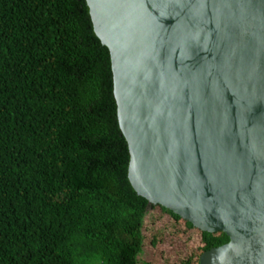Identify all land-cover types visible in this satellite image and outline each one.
I'll list each match as a JSON object with an SVG mask.
<instances>
[{
	"label": "water",
	"instance_id": "95a60500",
	"mask_svg": "<svg viewBox=\"0 0 264 264\" xmlns=\"http://www.w3.org/2000/svg\"><path fill=\"white\" fill-rule=\"evenodd\" d=\"M86 4L134 191L228 237L198 264H264V0Z\"/></svg>",
	"mask_w": 264,
	"mask_h": 264
},
{
	"label": "trees",
	"instance_id": "16d2710c",
	"mask_svg": "<svg viewBox=\"0 0 264 264\" xmlns=\"http://www.w3.org/2000/svg\"><path fill=\"white\" fill-rule=\"evenodd\" d=\"M129 160L86 0H0V264H141Z\"/></svg>",
	"mask_w": 264,
	"mask_h": 264
},
{
	"label": "rangeland",
	"instance_id": "374dc122",
	"mask_svg": "<svg viewBox=\"0 0 264 264\" xmlns=\"http://www.w3.org/2000/svg\"><path fill=\"white\" fill-rule=\"evenodd\" d=\"M143 233L141 264H182L188 259L197 264L203 253L201 232L188 228L183 220L175 221L159 208L149 210Z\"/></svg>",
	"mask_w": 264,
	"mask_h": 264
}]
</instances>
